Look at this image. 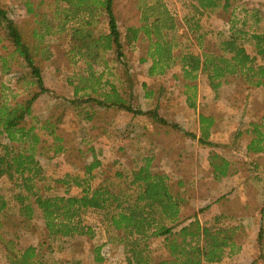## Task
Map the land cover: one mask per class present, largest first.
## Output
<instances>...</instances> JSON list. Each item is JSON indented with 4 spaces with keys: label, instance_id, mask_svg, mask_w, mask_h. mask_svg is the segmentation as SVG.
<instances>
[{
    "label": "trees",
    "instance_id": "obj_1",
    "mask_svg": "<svg viewBox=\"0 0 264 264\" xmlns=\"http://www.w3.org/2000/svg\"><path fill=\"white\" fill-rule=\"evenodd\" d=\"M57 1V7L63 10L57 11L58 16H62L63 26L70 20H77L71 28L72 38L79 43L76 46L77 54L85 59L91 70L93 65L107 68L106 56L110 53L114 54L115 61H122L125 42L113 9L115 0ZM194 1L195 13L188 20V30L197 40L199 50L195 52L171 38L169 33L179 23L161 0L144 10L140 27L129 28L127 44L137 40L140 31L148 39L147 56L141 60L151 61L149 74H164L179 64L184 80L190 82L205 75L210 87L216 92L232 76L239 77L248 87L264 89V32L251 29L248 10H244V17L236 13L235 3L239 0ZM240 4L243 3H238V6ZM25 6L28 13L38 15L37 7L31 1L26 0ZM218 7L230 12L229 29L215 48L211 49L210 41L206 40L207 33L201 30L199 18L195 15ZM102 14L108 30L97 33V15ZM153 14L155 17L150 20ZM259 14V10L253 11L255 21L260 20ZM0 26L5 31L1 42L6 40L7 46L11 47L6 55H0L3 70L8 72L10 61L15 60L23 70L16 76V85L25 81V91L30 94L18 99V95L0 81V184L7 179L13 185L14 198L28 224L33 223L36 205L45 229L44 239L38 238L25 248H19L14 240L5 239L0 232V243L5 247L7 264H50L46 257L57 250L53 245L56 240L83 235L94 237L92 226L84 224L90 214L97 215V222L107 233L105 242L92 249L95 264L105 261L108 251L104 246L111 244L123 247L126 264H214L221 262L226 254H235L241 250V226L227 223L224 215H216L211 221L202 223L192 207L195 200L193 181L182 178L172 183L165 173L153 171L152 156L144 158L143 164L136 165L127 173L116 171V177L123 182L122 187L110 181L93 186L95 171L102 166V160L97 149L87 145L86 151L91 154L92 161L84 166L81 173H67L54 181L64 185L63 194H48L52 187L38 159L39 155L52 149L54 156L67 152V159L71 156L80 158L84 150L75 148L73 154L69 153L72 151L70 146L57 134L59 119L41 121L33 112L34 102L49 90L45 85L42 66L38 62L41 54L38 44L31 45L9 14L2 9ZM41 28V31H32V36L40 41L49 34L57 33L46 21ZM7 46L3 44L4 48ZM92 78L89 85L75 87L76 99L72 100L73 104L83 101L115 107L134 116L151 115L161 124H169L159 112L158 106L148 111L134 107L113 83L103 82L102 75L93 74ZM106 85H110L108 90L104 89ZM31 86L37 87V90L31 91ZM87 86L92 93L86 92ZM184 88L189 105L196 108L197 84L184 83ZM7 89L12 94L13 102L9 101ZM81 90L84 92L81 93ZM147 95L152 96L153 90H148ZM93 116L94 113L87 110L86 117L93 119ZM29 118L32 119L30 124L27 122ZM214 122L212 115L200 113V133H190L191 136L197 138L202 146H213L210 138ZM170 125L183 130L177 124ZM251 125L248 133L252 137L247 150L254 154L264 152V121L252 122ZM42 133L52 136L53 143L43 138ZM243 133L239 130L236 139ZM210 163L217 177L229 175L230 162L227 159L215 153L210 157ZM72 187L77 188V191L72 190ZM8 206V201L0 193V228L4 224L2 218ZM250 264H264L262 246L259 255Z\"/></svg>",
    "mask_w": 264,
    "mask_h": 264
},
{
    "label": "rangeland",
    "instance_id": "obj_2",
    "mask_svg": "<svg viewBox=\"0 0 264 264\" xmlns=\"http://www.w3.org/2000/svg\"><path fill=\"white\" fill-rule=\"evenodd\" d=\"M25 1L0 0V9L9 14L24 38L31 45L38 44L41 50L38 62L42 66L45 85L49 90L34 102L33 112L41 121L48 118L52 121L59 119L57 134L70 146L72 151L69 153L73 154L75 148L84 150L80 158L71 156L67 159V152L54 156L52 149L39 155L38 159L45 169L49 186L52 187L47 193L63 194L64 185L54 181L67 173H81L84 166L92 161L91 154L86 151L87 145H93L102 160V166L95 171L93 186L110 181L113 185L122 187L123 182L116 177V171L127 173L136 165L143 164L144 158L152 156L153 171L165 173L172 183L182 178L193 181L195 200L192 207L202 223L211 221L216 215H224L227 223L241 226V250L235 254H226L221 262L214 264H250L254 261L261 246L264 250V152L250 153L247 144L252 137L248 133L251 123L264 121V89L248 87L239 77L232 76L216 92L210 87L205 75L190 82L184 80L179 64L164 74L151 76V61L141 60L147 56L148 39L140 31L138 39L127 44L126 34L130 27L138 28L142 25L144 10L156 4L157 0H115L113 9L125 42V56L122 61H115L114 54L110 53L106 56L107 68L93 65L92 70L76 52L79 43L73 40L71 28L76 25L77 20H70L63 26L62 16L59 17L57 13L63 10L57 7V0H29L37 7V16L27 12ZM161 1L179 23L169 33L171 38H175V41H179L190 51L199 50L194 34L188 30V20L195 13V1ZM238 3L243 4L238 6ZM235 4L236 13L240 17H244V12L248 10L251 29L264 32V0H239ZM251 9L260 11L259 21H255V10ZM97 16L99 21L96 32H107L105 16ZM195 16L199 18L201 30L207 33L209 47L214 49L223 34L228 32L230 12L218 7L202 14L196 13ZM154 17V14L150 16V20ZM45 21L57 33L49 34L40 41L32 36V31H41ZM4 36L5 31L0 26V55H6L11 49L7 46L8 41L1 42ZM8 68V72L4 71L0 61V81L17 94L18 99L28 97L30 94L25 91V81L16 85V76L23 70L15 60L10 61ZM93 74L102 75L103 82L113 83L134 107L148 111L158 106L159 112L169 124H161L151 115L134 116L115 107H103L83 101L73 104L72 100L76 99L75 87L89 85ZM184 83L198 86L196 108L188 103ZM104 87L108 90L110 85ZM29 89L35 91L37 87L31 86ZM150 89L153 90L152 96L147 95ZM10 90L7 89L6 93L9 101L13 102ZM85 90L92 93L88 86ZM87 110L94 113L93 119L86 117ZM200 113L212 115L215 119L210 138L213 146L200 145L198 139L190 134L200 133ZM27 122L32 123V119H27ZM170 123L179 125L183 130L173 128ZM239 130L244 133L236 139L235 135ZM42 137L53 143L52 136L42 133ZM215 153L230 162L228 176L217 177L214 173L210 157ZM73 189L77 191V188L72 187ZM14 192L10 181L6 179L1 182L0 193L9 206L3 215L4 224L0 232L5 239L14 240L19 248H25L38 238L44 239L45 229L36 205L33 223L28 224L20 213V205L14 198ZM97 221L96 214L87 215L84 220V224L92 226L93 238L83 235L53 242L57 250L47 255L49 263L95 264L92 249L102 245L107 235ZM4 249L0 243V264H7ZM104 249L108 254L101 264H126L121 245L111 244L104 246Z\"/></svg>",
    "mask_w": 264,
    "mask_h": 264
}]
</instances>
